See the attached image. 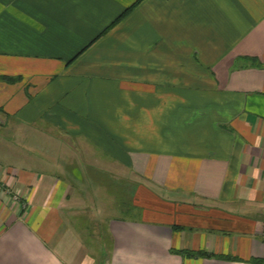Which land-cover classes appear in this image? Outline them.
Listing matches in <instances>:
<instances>
[{"label":"crops","instance_id":"0c3cea01","mask_svg":"<svg viewBox=\"0 0 264 264\" xmlns=\"http://www.w3.org/2000/svg\"><path fill=\"white\" fill-rule=\"evenodd\" d=\"M0 264H264V0H0Z\"/></svg>","mask_w":264,"mask_h":264},{"label":"rangeland","instance_id":"374dc122","mask_svg":"<svg viewBox=\"0 0 264 264\" xmlns=\"http://www.w3.org/2000/svg\"><path fill=\"white\" fill-rule=\"evenodd\" d=\"M4 153H5V150L4 151H2V156L4 155ZM7 159H9V157H6ZM6 158H4V159H6ZM3 159V160H4ZM130 199H132V194H130ZM15 202H19V197L18 196H16V198H15V200H14ZM134 204H135V202H134V199H132V201H130V203H129V209H130V212L128 213H126L125 214V211L124 212H119V213H117L118 215H120L121 217H129V218H133L134 216H135V213H133V209L131 208L132 206H134Z\"/></svg>","mask_w":264,"mask_h":264},{"label":"trees","instance_id":"16d2710c","mask_svg":"<svg viewBox=\"0 0 264 264\" xmlns=\"http://www.w3.org/2000/svg\"><path fill=\"white\" fill-rule=\"evenodd\" d=\"M128 11V10H127ZM126 13V11L123 13V15ZM122 17V16H121ZM174 228H177V227H174ZM185 253H188L187 255H190V256H201V257H206V258H219V257H215L214 255L212 254H208V253H205V252H196V253H192V252H185ZM259 263H262V262H259Z\"/></svg>","mask_w":264,"mask_h":264}]
</instances>
